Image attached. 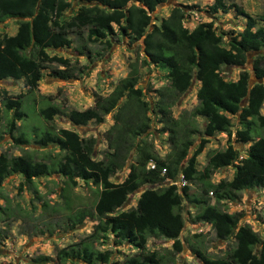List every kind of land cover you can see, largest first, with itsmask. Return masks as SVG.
Segmentation results:
<instances>
[{"label":"trees","instance_id":"trees-1","mask_svg":"<svg viewBox=\"0 0 264 264\" xmlns=\"http://www.w3.org/2000/svg\"><path fill=\"white\" fill-rule=\"evenodd\" d=\"M163 1L84 0L76 3L72 15L62 19L71 5L69 0H0V21L13 18L17 24L14 34L0 36V80L22 78L25 86V93L15 97L0 91V126L4 128H0V139L7 132L15 144L31 143L44 149L38 156L34 149L18 155L0 153V184L9 174L21 175L20 187L22 183L31 184L36 176L55 173L63 178L66 188L74 187L80 179L91 181L97 189L91 209L67 210L66 228L78 227L88 216L95 217V223L86 236L55 251L57 264L67 260L79 264L111 262L110 249L94 246V242L101 244L107 233L114 242L125 241L136 247L121 264H172L173 253L182 247L181 194L197 206L194 220L209 223L217 238L234 239V246L221 256L207 255L194 246L192 253L201 264H264V240L248 224L238 223V212H227L219 206L222 200L238 198L243 188L264 187V114L259 111L264 100V15L256 20L235 3L214 0L209 5L211 11L232 9L245 18L243 28L224 44L211 22H199L190 30L183 26L184 12L179 7H172L158 25L152 23L150 12ZM114 32L130 41L140 40L143 55L140 61L128 63L127 74L107 94H95L93 104L83 109H64L50 95H37L41 71L48 63L62 66L52 70L55 75L69 76L65 71L67 59L49 55L48 50L69 45L70 33H84L90 41L104 39L108 44L105 38ZM249 52L253 53L250 70L261 82L249 85L246 69H241L235 80L221 76L222 65L241 67ZM86 54L90 55L88 49ZM149 63L165 68L168 75L167 83L157 89L154 103L168 133L170 149L164 157L158 156L142 137L149 127V117L147 102L137 86L138 68ZM192 78L199 82L197 103L188 112L173 117L169 107L189 87ZM108 113L112 114V124L105 131L106 150L101 159L92 156L93 137H80L73 129L52 124L53 116L59 114L79 126L101 122ZM236 114L240 128L235 129V140L251 141L246 155L233 163L237 151L229 144L209 151L205 164L197 169L196 155L207 138L218 132L229 136V115ZM197 117L203 118L201 129ZM198 133L199 140L186 158L192 137ZM132 148L134 158L125 177L120 182L110 181ZM148 161L154 166L146 167ZM229 165L234 167L230 179L210 181L216 169ZM177 175L188 183H198L199 195H190L188 185H182L179 192L175 184L164 183ZM136 191L135 205L121 209L128 195ZM209 191L213 202L207 196ZM151 236L170 239L172 249L164 253L146 249ZM34 260L43 262L47 257L39 255Z\"/></svg>","mask_w":264,"mask_h":264},{"label":"rangeland","instance_id":"rangeland-1","mask_svg":"<svg viewBox=\"0 0 264 264\" xmlns=\"http://www.w3.org/2000/svg\"><path fill=\"white\" fill-rule=\"evenodd\" d=\"M71 5L64 11V18L72 15L76 9V3L84 0H69ZM225 3H235L244 12L258 19L264 15V0H223ZM214 0H165L155 6L150 12L151 22L159 24L162 17H166L172 7H179L184 12L181 23L188 30L192 29L199 22H211L215 32L218 33L224 42L230 36L240 31L245 18L235 14L232 9L226 12L217 10L213 12L209 5ZM259 22V21H257ZM17 24L13 18H6L0 21V36L12 35ZM114 31L116 26L113 25ZM69 45L48 50L49 55H56L66 58L68 63L65 71L68 77L62 78L55 75L54 68H62L57 62L48 63L41 71V78L37 83V95H50L64 109H83L93 104L95 94H107L116 83L128 72V63L140 61L143 55L140 40L130 39L118 32L106 36L108 44L102 41H90L85 34L70 33ZM86 49L90 55L87 56ZM264 54V47L262 48ZM253 53L249 52L243 66H221L219 73L226 80H235L241 69L249 70V80L254 82L250 70ZM138 84L142 92V98L147 102V116L149 127L142 134L153 147L155 153L164 157L170 149L167 140L168 133L164 130L159 113L154 110V103L157 100V89L168 81L167 70L156 64H146L138 68ZM251 83H249L251 85ZM199 82L191 79L189 87L179 93L170 105V113L178 117L183 112H188L196 105V90ZM0 91L7 95L17 96L25 93L23 79L6 78L0 80ZM264 114V100L259 108ZM112 114L104 115L101 122L89 121L85 125H72L64 115H55L52 124L55 127L73 129L80 137H93L92 156L101 159L106 150L105 131L112 124ZM230 117V135L225 132H218L207 138V142L201 152L196 155V168L201 169L205 164L207 153L211 150L223 149L226 145H233L236 149V157L233 163L240 161L246 155L247 147L251 141L240 143L235 140V129L240 128L238 116ZM198 128L201 129L203 118H196ZM19 123L18 121L16 122ZM2 122L0 121V125ZM4 130L3 127L0 126ZM193 143L188 148L187 157L192 153L194 146L199 140V133L193 135ZM25 149H34L38 156L44 149L35 144H15L7 132L2 134L0 139V153L18 155ZM134 158V148L126 157L121 168L117 169L110 177L112 182H120L128 171V165ZM186 158L182 161L184 163ZM234 167L232 165L216 169L210 176L211 182L219 179H230ZM179 175L175 177L177 190L180 192L182 185L179 182ZM22 177L19 174L7 175L0 184V264H57L54 259L55 251L61 247L73 245L82 237L86 236L95 223V217H86L81 225L74 229L66 228L64 216L68 209L75 210L83 207L91 209L96 199L97 189L91 181L76 179L74 187L66 188L63 178L58 174L39 175L32 179L31 184L19 183ZM165 181V180H164ZM166 183V182H164ZM188 193L198 196L200 193L199 184L186 182ZM144 187H141L142 189ZM139 191L128 195V199L121 209L134 206ZM181 215L183 227L179 234L181 249L173 253L172 264H201L192 253V248L199 247L205 254L210 256H221L234 246L232 236L221 239L217 238L214 230L207 222L194 220L193 215L197 206L189 203L181 194ZM210 202H213L212 195L208 192ZM44 203L46 206H43ZM220 208L227 212H238L240 214L239 224H248L255 231L261 240H264V187L243 188L238 193V198L233 201H223ZM98 249H110L111 262L96 264H121V260L136 251V247L125 241L114 242L111 234L102 239L101 244L94 242ZM146 249L166 252L171 248V240L162 237H148ZM44 255L47 260L35 262V258ZM65 264H79L78 261L67 260Z\"/></svg>","mask_w":264,"mask_h":264},{"label":"built area","instance_id":"built-area-1","mask_svg":"<svg viewBox=\"0 0 264 264\" xmlns=\"http://www.w3.org/2000/svg\"><path fill=\"white\" fill-rule=\"evenodd\" d=\"M154 166V163L152 162V161H148L147 162V164H146V167H148V168H151V167H153ZM164 171V169H162V172ZM180 177H179V182H180V184L181 185H184V184H186V181L185 180H183L182 179V177H181V175H179ZM165 182H166V184H175L176 183V180H175V178L174 179H165ZM176 185V184H175ZM209 193L211 194V192L209 191Z\"/></svg>","mask_w":264,"mask_h":264},{"label":"water","instance_id":"water-1","mask_svg":"<svg viewBox=\"0 0 264 264\" xmlns=\"http://www.w3.org/2000/svg\"><path fill=\"white\" fill-rule=\"evenodd\" d=\"M253 79H255V78H253ZM252 80V78H250V80H249V83H251L250 81ZM254 81H256V82H261V79H255ZM250 85V84H249Z\"/></svg>","mask_w":264,"mask_h":264}]
</instances>
